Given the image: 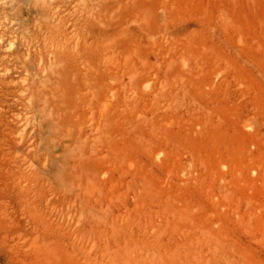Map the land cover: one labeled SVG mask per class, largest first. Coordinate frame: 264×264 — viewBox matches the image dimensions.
<instances>
[{
  "label": "rangeland",
  "instance_id": "rangeland-1",
  "mask_svg": "<svg viewBox=\"0 0 264 264\" xmlns=\"http://www.w3.org/2000/svg\"><path fill=\"white\" fill-rule=\"evenodd\" d=\"M0 264H264V0H0Z\"/></svg>",
  "mask_w": 264,
  "mask_h": 264
}]
</instances>
